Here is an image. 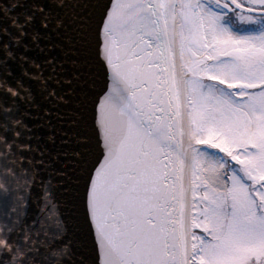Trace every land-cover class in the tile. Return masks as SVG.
Here are the masks:
<instances>
[{
  "label": "snow or ice",
  "instance_id": "6c2138e0",
  "mask_svg": "<svg viewBox=\"0 0 264 264\" xmlns=\"http://www.w3.org/2000/svg\"><path fill=\"white\" fill-rule=\"evenodd\" d=\"M73 7L9 5L0 34L14 47L17 34L50 42L61 27L56 9ZM90 7L72 47L91 66L76 140L92 264H264V0ZM4 52V79L22 93ZM0 98V179L8 186L0 189V222L26 252L21 264H32L36 242L20 231L18 194L45 166L19 159L35 152L20 146L29 139L20 95L0 90ZM63 233L56 223L45 239L54 244ZM63 255L53 252L45 264ZM11 256L0 250V264Z\"/></svg>",
  "mask_w": 264,
  "mask_h": 264
},
{
  "label": "water",
  "instance_id": "95a60500",
  "mask_svg": "<svg viewBox=\"0 0 264 264\" xmlns=\"http://www.w3.org/2000/svg\"><path fill=\"white\" fill-rule=\"evenodd\" d=\"M68 2L76 7L56 9L60 16L57 23L61 27L58 37L50 34L46 38L50 42L35 33L25 37L17 34L15 39L21 43L14 47L7 37L0 34V80H5L3 60L6 47L12 53L7 71L16 76L25 89L19 93L21 114L18 119L27 126L29 139L22 141L20 146L35 149L32 155L24 153L19 159L24 161L27 158L33 165L45 166L34 169L35 181L29 187L20 229L21 233L27 229L30 244L33 240L36 242L31 249L36 253L32 264H45L46 257L50 258L53 252L62 248L67 249L66 254L53 260L52 264H81L82 260L92 264L95 257L92 235L83 213V170L77 159L81 153L76 140L81 120L85 118L78 97L89 88L91 66L77 58L72 47L82 26L81 21L87 19L94 0H0V29L7 27L2 21L5 19V7L9 5L51 7ZM16 15V12L7 13V17L13 19ZM7 83L15 88L13 81ZM3 107L11 109L12 105L8 103ZM88 115L90 117L91 114ZM2 123L0 121V125ZM84 139L80 137L81 141ZM24 170L29 169L24 166ZM5 187L8 186L0 183V189ZM56 223L63 225L64 233L58 234L51 244L45 237L53 236Z\"/></svg>",
  "mask_w": 264,
  "mask_h": 264
},
{
  "label": "clouds",
  "instance_id": "9594fccd",
  "mask_svg": "<svg viewBox=\"0 0 264 264\" xmlns=\"http://www.w3.org/2000/svg\"><path fill=\"white\" fill-rule=\"evenodd\" d=\"M5 11H7V8L5 7ZM9 55L11 56L12 53L9 52ZM0 89H3L5 91H8L10 93H12L13 95H19V91L17 88H13L10 84H8L5 80H0ZM18 123V121H17ZM5 138L3 136H0V141L4 140ZM8 151H11V144L7 145ZM5 155L4 152L0 151V156ZM7 171L9 173H12L13 175H15V173L13 172L12 169H7ZM0 183L5 184L3 179H0ZM22 183H27L28 187L25 189V191H21L19 192V198L20 200L23 202V207L25 208L27 206V199H26V193H28L29 191V187L31 184V181H24ZM6 185V184H5ZM5 190H7V187L4 188ZM12 211L15 212L16 208L13 207ZM11 230V229H9ZM5 231L4 225L2 222H0V250H4L6 249L8 252L12 253L11 258L8 260L7 264H21V262L23 261L24 257L26 256V252L21 248L20 251H16V249L18 247H20L18 244H13L10 243L8 238L5 237L3 235ZM28 240L31 239L30 235H28L27 237ZM57 255H63L66 253H60L59 251L56 252Z\"/></svg>",
  "mask_w": 264,
  "mask_h": 264
}]
</instances>
